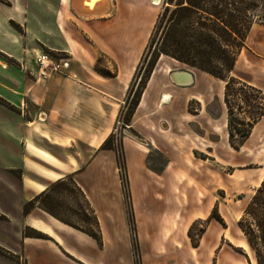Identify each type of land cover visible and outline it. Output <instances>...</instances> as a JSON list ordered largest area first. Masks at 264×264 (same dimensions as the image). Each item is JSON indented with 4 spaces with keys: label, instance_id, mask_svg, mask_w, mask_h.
Here are the masks:
<instances>
[{
    "label": "crops",
    "instance_id": "crops-1",
    "mask_svg": "<svg viewBox=\"0 0 264 264\" xmlns=\"http://www.w3.org/2000/svg\"><path fill=\"white\" fill-rule=\"evenodd\" d=\"M163 7L164 0H0V247L13 256L0 255V264H133L117 154L102 146L126 111ZM254 46L239 56L232 76L264 91V32ZM43 52L64 57V73L38 80L19 69L32 66L35 54ZM243 57V65L256 70V80L235 76ZM195 72L211 77L161 57L124 134L137 222L138 210L153 211L158 186L160 209L167 210L165 180L178 178L176 164L193 128L203 129L208 118L219 121L228 137L227 110H211L215 98ZM217 81L223 83L224 105L225 83ZM191 103L198 109L190 112ZM151 151L165 159L163 171L149 167ZM67 177L92 200L103 248L38 207L24 214L28 202ZM27 229L50 239L26 237Z\"/></svg>",
    "mask_w": 264,
    "mask_h": 264
},
{
    "label": "rangeland",
    "instance_id": "rangeland-1",
    "mask_svg": "<svg viewBox=\"0 0 264 264\" xmlns=\"http://www.w3.org/2000/svg\"><path fill=\"white\" fill-rule=\"evenodd\" d=\"M164 6H167L166 0ZM254 15L250 40L248 39L247 48L239 56L242 53L246 55L250 48H255L254 42L264 32V4ZM150 59L149 54L141 70L138 68L136 79L132 81L134 92ZM243 63L244 57L239 62L235 76L256 80V70ZM24 65L27 66L25 63ZM64 71L65 69L63 73ZM195 73L204 79L207 95L215 98L211 110L217 113L221 108L226 109L222 103L223 83ZM26 74L31 75L29 69ZM196 109L198 105L191 103L189 111ZM125 114L126 111L122 112L123 120ZM209 120H204L203 129L193 128L192 140L186 138L187 152L182 154L180 162L176 164L178 178L170 177L165 180L167 210L160 209L161 187L158 186L159 191H154L153 211L143 208L138 210L140 219L137 222L132 200L129 194L125 200L123 193L126 213L128 209L133 214V228L136 230L135 244H132L127 216L130 236L128 250L133 264L136 260L139 264H256L238 222L264 177V121L238 152L230 147L228 137H223L220 122L209 123ZM148 163L152 170L159 172L166 167L165 159L155 151L149 153ZM88 199L95 209L92 200ZM56 202L64 203L66 199ZM116 227L120 230L119 226ZM119 246L122 253L126 252L122 241ZM8 256L13 258L11 254ZM20 263L24 264V261L21 260Z\"/></svg>",
    "mask_w": 264,
    "mask_h": 264
},
{
    "label": "trees",
    "instance_id": "trees-1",
    "mask_svg": "<svg viewBox=\"0 0 264 264\" xmlns=\"http://www.w3.org/2000/svg\"><path fill=\"white\" fill-rule=\"evenodd\" d=\"M263 4L264 0H166L167 6L162 8L156 19L139 70L149 54L151 59L135 92L134 85L130 86L124 123L130 124L158 61L161 57H168L225 83L223 101L228 115V142L232 149L239 151L264 118V91L234 78L232 72L239 54L246 48L254 12ZM102 149L116 152L124 197L127 200L129 194L131 199L122 144L117 146L112 134ZM63 199L66 202H56ZM35 207L85 233L103 247L98 215L72 177L57 181L28 202L24 206V214L28 215ZM127 216L131 241L135 244L134 217L128 209ZM0 219L4 217L0 215ZM238 227L255 263L264 264V177L247 204ZM25 236L50 239L28 229ZM0 254L10 257L1 247ZM135 264H139L137 260Z\"/></svg>",
    "mask_w": 264,
    "mask_h": 264
},
{
    "label": "built area",
    "instance_id": "built-area-1",
    "mask_svg": "<svg viewBox=\"0 0 264 264\" xmlns=\"http://www.w3.org/2000/svg\"><path fill=\"white\" fill-rule=\"evenodd\" d=\"M67 67L66 59L60 56H54L50 53L35 54L33 65L31 67L21 65V70L25 73L30 71V74L38 80H46L53 74H62L63 69ZM129 126L124 123L122 113L119 115L116 126L113 131L115 144L119 146L120 139L123 134L128 131ZM124 136V135H123Z\"/></svg>",
    "mask_w": 264,
    "mask_h": 264
},
{
    "label": "bare ground",
    "instance_id": "bare-ground-1",
    "mask_svg": "<svg viewBox=\"0 0 264 264\" xmlns=\"http://www.w3.org/2000/svg\"><path fill=\"white\" fill-rule=\"evenodd\" d=\"M156 3H157V1H156Z\"/></svg>",
    "mask_w": 264,
    "mask_h": 264
}]
</instances>
